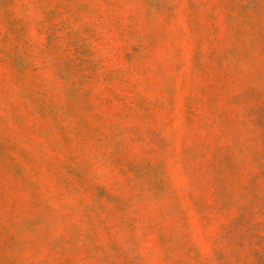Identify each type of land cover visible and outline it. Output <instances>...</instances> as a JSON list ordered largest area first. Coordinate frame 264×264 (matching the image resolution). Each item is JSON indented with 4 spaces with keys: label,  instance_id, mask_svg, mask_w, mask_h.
<instances>
[{
    "label": "rangeland",
    "instance_id": "obj_1",
    "mask_svg": "<svg viewBox=\"0 0 264 264\" xmlns=\"http://www.w3.org/2000/svg\"><path fill=\"white\" fill-rule=\"evenodd\" d=\"M0 264H264V0H0Z\"/></svg>",
    "mask_w": 264,
    "mask_h": 264
}]
</instances>
